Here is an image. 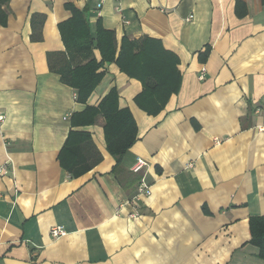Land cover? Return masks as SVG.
I'll return each instance as SVG.
<instances>
[{
  "label": "crops",
  "instance_id": "0c3cea01",
  "mask_svg": "<svg viewBox=\"0 0 264 264\" xmlns=\"http://www.w3.org/2000/svg\"><path fill=\"white\" fill-rule=\"evenodd\" d=\"M68 3L94 34L100 22L118 44L159 38L179 58V91L157 115L135 102L142 83L106 63L87 104L115 86L137 124L116 171L102 116L78 128L101 155L93 169L75 177L58 158L87 106L48 59L66 50ZM0 11V264H264L249 229L264 216V0H0ZM56 225L67 234L53 239Z\"/></svg>",
  "mask_w": 264,
  "mask_h": 264
},
{
  "label": "trees",
  "instance_id": "16d2710c",
  "mask_svg": "<svg viewBox=\"0 0 264 264\" xmlns=\"http://www.w3.org/2000/svg\"><path fill=\"white\" fill-rule=\"evenodd\" d=\"M66 7L72 15L59 24L66 50L49 53L48 59L51 69L61 76V81L76 90L78 102L87 106L72 115V129L58 158L61 166L75 177L93 169L101 160V155L93 143L91 132L78 128L91 126L102 116L105 120L106 148L116 160L113 169L116 171L125 152L137 138V124L130 109L120 107L119 92L115 86L98 105L87 104L105 76L106 63H116L131 79L136 78L142 83V91L136 95L135 102L148 114L157 115L170 97L179 91V58L166 49L159 38L144 36L129 39L124 36L118 44L114 31L105 29L100 22L94 34L84 10L71 3ZM96 49L100 52V59L95 56ZM210 51L211 46L207 45L205 51L199 54V59L205 62ZM249 229L250 243L258 247V257L264 260V216H251Z\"/></svg>",
  "mask_w": 264,
  "mask_h": 264
},
{
  "label": "built area",
  "instance_id": "2783aa9c",
  "mask_svg": "<svg viewBox=\"0 0 264 264\" xmlns=\"http://www.w3.org/2000/svg\"><path fill=\"white\" fill-rule=\"evenodd\" d=\"M102 6V3L100 2L98 4V8L100 9ZM6 115H3L2 113H0V122H2L4 120ZM260 130H263L264 127H259ZM147 165L146 161H144L143 159H137L136 163L133 165L132 167V171L135 173H139L143 170V168ZM7 173V169L6 166H2L0 167V175H3ZM149 188V184L147 183L145 178H142L140 186H139V193L144 192L145 190H147ZM67 234V230L64 228V226L62 225H56L53 226L50 229V235L53 239H57L60 238L62 236H65Z\"/></svg>",
  "mask_w": 264,
  "mask_h": 264
}]
</instances>
